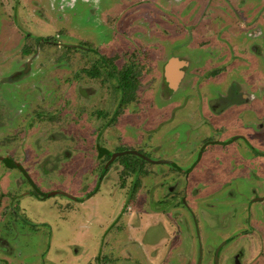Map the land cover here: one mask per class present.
<instances>
[{
  "label": "rangeland",
  "instance_id": "1",
  "mask_svg": "<svg viewBox=\"0 0 264 264\" xmlns=\"http://www.w3.org/2000/svg\"><path fill=\"white\" fill-rule=\"evenodd\" d=\"M66 2L0 0V96L7 97V76L25 68L26 64L30 65L27 72L16 80L20 89L15 90V98L8 94L9 99L5 100L4 118H11L16 112L17 124L7 125V135L0 136V147L6 151L0 154L10 156L15 153L23 167L10 173L14 170L0 166V172H8L0 173V185L6 180L7 186L11 183L10 186L33 193L38 191V186L42 190L38 191L40 197L45 199L33 201L28 198L31 204L28 211L32 216L26 212L30 220H17L15 237L9 238L15 249L9 256L4 247H0V264H185V254L190 255L188 264H196L197 256L192 255L194 250L203 251L212 246L214 252V246L224 240L226 230L212 229L211 216H216L219 224L228 227L230 233L238 232L247 217L246 208L240 206L243 203L241 194L247 191L248 183L259 187L255 184L264 177L247 180L244 171L239 170L231 180L232 176L225 178L217 173L218 183L214 187L205 177L194 175L185 181L189 187V200L187 194L183 195L184 191L167 193L160 185L159 182L164 180L160 168L166 165L141 161L146 174L143 170L128 174L121 161L115 160V169L106 181L110 187L103 189L105 183H102L101 192L86 197L95 187L96 178L108 160L96 158L99 143L112 150L126 147L158 156L153 146H147L150 142L157 144L162 136L157 131L162 118L156 107L160 102L158 96H152L157 93L159 85L164 93L173 85L162 77L164 64L157 68L158 55L167 52L192 58L195 53L186 41L174 45L173 35L163 37L159 42L155 37L149 38L150 29L141 24L139 15H153L159 9L148 3L71 0L70 5H66ZM126 22L137 29L130 36L124 33ZM40 36L55 39L37 41ZM128 42L131 43L130 51L116 58H120V62L130 58L138 76L129 88L134 95L132 102L119 104L123 92L117 89L119 80L110 79L106 72L101 81H107V84L100 86V93L83 96L81 87L85 84L86 88L92 87L93 81H89V75L85 76L82 71L84 57L79 45L108 47L115 44L120 47ZM164 59L167 62L168 59ZM85 65L91 67L92 63ZM261 70L264 74V67ZM83 76L88 80L84 84L81 83ZM210 85L213 91L225 86ZM181 94L178 93V97ZM147 119L149 126H146ZM175 124L176 129L182 131L180 140L184 143L179 150H193L189 157L194 159L199 140L196 129L191 123L175 121ZM148 127L153 128L149 138L144 134ZM166 127L161 129L163 135L167 134ZM14 131L18 135H14ZM84 132L85 136L82 135ZM64 152H69V156H63ZM173 170L166 166L163 172L175 179L178 172ZM227 179L231 183L226 184ZM164 182L170 185L174 180ZM43 193L53 196L46 198ZM213 194L217 196L212 198ZM22 195L26 194L23 192ZM184 198L192 207L181 203ZM158 199L162 201L158 202ZM3 212L9 216L8 211ZM148 217H159V220L155 224H145L138 236L134 235L132 229L139 226V230L141 220ZM3 224L11 226L8 220ZM3 230L7 232L8 229ZM162 239L168 241L165 246L160 243L159 247L164 252L180 249L183 253L179 255L181 259L172 257V254L161 256L158 249L151 247L154 241ZM237 241L227 246L224 253L240 245ZM249 242L250 239L244 245L251 256H255L259 249L264 252V243L258 249L254 242ZM147 251L150 255L147 253L144 259L142 255ZM206 264H210V258Z\"/></svg>",
  "mask_w": 264,
  "mask_h": 264
},
{
  "label": "flooded vegetation",
  "instance_id": "2",
  "mask_svg": "<svg viewBox=\"0 0 264 264\" xmlns=\"http://www.w3.org/2000/svg\"><path fill=\"white\" fill-rule=\"evenodd\" d=\"M70 1L67 0L66 5H70ZM85 1L90 2V0ZM137 2L148 3L155 6V9H159L153 15L148 13L139 15L141 24L148 25L150 29V33L147 34L149 38L155 37L159 42L163 37L173 35L174 45L177 42L186 41L193 47L195 54L192 58L168 54L167 52L158 55L157 68L164 64L162 77L165 78L166 83L169 82V79L171 84L173 83L165 93L159 85L157 93L152 96H158L160 102V105L156 107L159 109L162 118H160L157 131L162 136L156 141L157 144L154 145L153 142H150L147 146H153L152 149L158 151V156L154 157L152 153L126 147L112 150L99 143L96 158L108 160L96 178L95 187L87 196L101 192L99 190L102 183H105L103 189L107 190V187H110L106 181L109 174L115 169L117 164L115 160L121 161L128 174L143 170L140 165L141 161L170 166V169L173 168L174 172H178L177 177L172 179L173 177L165 175L163 169L166 166H163L160 168V173L164 180L159 182L160 185L167 190V193L176 194L174 192H178L177 190L184 191L183 195L187 194L189 200V187L185 181H189L194 175L200 178L205 177L207 181L213 183L214 187L218 183L217 173L229 178L235 175L237 171L243 170V175L247 180L264 177V74L261 70L264 67V0H137ZM182 5H184L183 8H181ZM125 16L126 20H129L128 15L125 14ZM124 25V33L128 36L137 30H134V26H131L129 22ZM170 31L173 33L170 34ZM138 34L142 35L141 33ZM47 37L40 36L37 41L50 42L55 39L53 36V39ZM143 38L148 39L144 36ZM78 49L82 50L84 57L81 60L82 71L85 76L89 75V81H93L92 87L86 88V84L81 87V94L89 97L99 94L103 84H107V81H101L104 72H106L110 79L119 80L117 89L123 90L119 104L129 105L134 97L129 88H132V83L134 80L136 81L135 77L138 76L134 72L130 58L127 57L120 62V58L116 57L122 54L125 56V52L127 54V51L131 49V43L128 42L125 45H120V47L115 44L108 47H98L95 44L94 46L79 45ZM164 58L168 59L167 62ZM88 62L92 63L91 67L85 65ZM168 66L169 71L167 70ZM29 67L30 65L26 64L25 68L17 70L15 74L6 78L7 97L0 96V136L2 137L7 135L5 130L7 125L17 124L16 112L11 118H4L3 113L7 107L5 100L9 99L8 94L15 98V90L20 89L16 80L23 76ZM225 68L227 69L225 70ZM1 71L0 68V73ZM86 81L88 80H85L83 76L81 83L84 84ZM211 83L225 86L224 89L213 91L209 88ZM98 86L99 88L96 90L95 88ZM180 92H182L181 97H178ZM145 121L146 126H149V120ZM175 121L191 123V126L196 129L195 133H197L199 140H197L198 148L194 159L189 157L193 150H179L184 143L180 140L182 131L176 129ZM21 125L19 124V127ZM164 126H168L166 127L167 130L164 129L166 135L161 132ZM3 130L6 133H3ZM13 133L18 135L15 131ZM145 133L149 138L153 133V128H145ZM82 135L85 136V132ZM19 140L23 141L22 139ZM125 151H130V153L113 158L115 154ZM0 152L5 153L6 151L0 147ZM68 153L65 154L64 152L63 156H69ZM45 157L48 159L47 156ZM49 157H54V155ZM125 158L128 164H136L137 171H134L133 166L123 163ZM43 161L45 159L42 160V163ZM181 161L184 162L180 163ZM236 163H238L237 167H235ZM0 166L3 169L14 170L9 171L10 173H14L23 167L15 153L10 154V156L0 154ZM110 166L112 167L110 168ZM3 171L5 170L1 172L8 173ZM143 171L146 174L147 171ZM109 180L111 181V179ZM168 180H174V183L166 185L164 181ZM5 182L6 180L0 185V247H4L5 253L11 256L12 249L15 247L9 238L15 237L13 232L16 231L17 220H30L26 216V212L32 216V213L28 211L31 207L28 198L33 201L45 199L40 197L38 191L42 190L38 186V191L33 193L32 191H24L15 185L10 186V181L9 186H7L8 184ZM229 182L231 183L227 179L226 184ZM255 185L259 187L248 183L247 191H243L245 193L241 194L243 203L240 206L246 208L247 217L244 218V222H241L243 227L237 230L238 232L230 233L228 227L219 224V219H216V216H211L213 220L210 222L213 223L212 229L222 230L224 228L226 230L223 235L224 240L219 246H214V252L212 246L203 249V251L202 249L196 252L194 250L192 255L197 256L196 264H206L208 258H210V264H264V252L259 249L264 243V179L260 183L257 181ZM23 192L26 195L23 196ZM43 194L46 195V198L53 196L49 193ZM217 194H213L211 197L215 198ZM157 201L161 202L162 200L158 199ZM181 203H186L189 208L192 207L185 198L181 199ZM164 205L167 206L165 203ZM221 206L224 207V204ZM3 211H8L9 216L5 215ZM157 219L159 220V217H148L145 221L141 220V228L138 230V226L132 229L135 231L134 235L137 234L138 236L145 224H155ZM5 220L11 222L10 227L4 226ZM3 228L8 229L7 232ZM2 231L6 233L5 236ZM166 239L154 241L151 247L158 249L161 256L172 254V257L181 259L179 255H183V253L179 251L180 249L175 247L177 250L173 248L164 252L159 247L160 243L162 245L164 243L165 246L168 241ZM236 239H238L237 244L240 245H236L235 248L224 253L227 246L229 247ZM248 239H250L249 243L254 242L255 246H258L259 252L255 256H251L250 251L248 252L244 245ZM238 247L240 248L236 251L235 249ZM147 253L149 254V251L142 255L144 259L147 258L145 257ZM189 256V254H185V264L189 263L187 260ZM151 257L153 256L151 255ZM18 264L23 263L19 262Z\"/></svg>",
  "mask_w": 264,
  "mask_h": 264
},
{
  "label": "trees",
  "instance_id": "3",
  "mask_svg": "<svg viewBox=\"0 0 264 264\" xmlns=\"http://www.w3.org/2000/svg\"><path fill=\"white\" fill-rule=\"evenodd\" d=\"M47 38H49V39H53L52 36L47 37ZM126 161H127V159L125 158V159L123 160V163H125V164L128 165V166L131 165V164H128ZM135 165H136V164H133V165H131V167L133 166L132 168L134 169V171H137L138 168H137ZM90 196H91V195H89V196H87V197H90Z\"/></svg>",
  "mask_w": 264,
  "mask_h": 264
},
{
  "label": "water",
  "instance_id": "4",
  "mask_svg": "<svg viewBox=\"0 0 264 264\" xmlns=\"http://www.w3.org/2000/svg\"><path fill=\"white\" fill-rule=\"evenodd\" d=\"M167 70L169 71L170 70V68H169V66L167 67ZM170 76V75H169ZM170 80V79H169ZM135 152V151H134ZM126 153H130V151H125V152H120V153H118V154H115V156L113 157V158H117L118 157V155H124V154H126Z\"/></svg>",
  "mask_w": 264,
  "mask_h": 264
}]
</instances>
